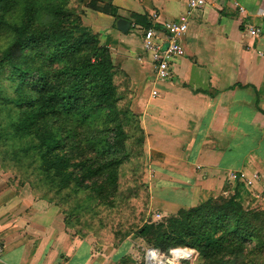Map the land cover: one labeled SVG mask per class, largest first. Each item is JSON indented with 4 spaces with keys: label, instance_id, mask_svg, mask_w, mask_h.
Returning <instances> with one entry per match:
<instances>
[{
    "label": "crops",
    "instance_id": "0c3cea01",
    "mask_svg": "<svg viewBox=\"0 0 264 264\" xmlns=\"http://www.w3.org/2000/svg\"><path fill=\"white\" fill-rule=\"evenodd\" d=\"M111 0L95 12L96 35L123 81L143 134L146 189L158 214L220 196L264 209V0ZM144 17L149 26L137 24ZM186 20L184 54L160 80L144 35ZM129 235L117 245L76 235L49 200L18 191L0 170V264H135Z\"/></svg>",
    "mask_w": 264,
    "mask_h": 264
},
{
    "label": "trees",
    "instance_id": "16d2710c",
    "mask_svg": "<svg viewBox=\"0 0 264 264\" xmlns=\"http://www.w3.org/2000/svg\"><path fill=\"white\" fill-rule=\"evenodd\" d=\"M107 4L106 8H96L95 11L110 14L116 22L122 20L111 2ZM2 20L0 16V24ZM137 24L149 26L144 17H139ZM28 49V64L37 62L36 59L42 61L34 71L21 62ZM57 61L64 62V65L54 72L46 70ZM3 65L23 82L36 81L33 85L37 89L36 98L15 101L18 107L26 108L15 131H39L40 125L49 118H62L74 125L66 135L62 130L51 127L44 135L39 134V142L32 141L44 162L42 170L47 177V188L49 182L52 188L62 193L75 183L78 190L97 193L98 201L111 197L109 187H116L119 183L113 169L122 163L112 154L124 138L121 130L114 133L120 125L112 128L107 137L94 139L96 154L108 161L96 159L90 162L86 159L71 163L73 157L66 153V138L74 134L76 150L80 152L81 142L76 128L87 123L90 115L100 108H107L115 114L116 104L124 98L114 80L115 66L110 53L99 45L98 37L83 32L78 24H65L61 20L55 25L40 27L30 19L18 28L13 44L0 59V66ZM125 113L127 115L128 110ZM136 126L141 132L138 123ZM116 137L119 140L113 142ZM77 168H81L78 173ZM108 170L113 171L109 173ZM101 179L104 181L100 182ZM111 202L109 200L106 204ZM131 234L163 253L179 247L195 249L202 259L200 264H264V210L247 209L236 196L210 199L188 210L182 209L161 222H147ZM250 244H253V249L249 248ZM250 255L254 260L249 259Z\"/></svg>",
    "mask_w": 264,
    "mask_h": 264
},
{
    "label": "rangeland",
    "instance_id": "374dc122",
    "mask_svg": "<svg viewBox=\"0 0 264 264\" xmlns=\"http://www.w3.org/2000/svg\"><path fill=\"white\" fill-rule=\"evenodd\" d=\"M106 1L111 2V0ZM106 1L0 0V16L3 19L0 24V59L13 44L18 28L30 19L33 20L35 26L40 27H49L62 20L65 24H78L80 29H83L85 19H89V16L96 12V8H106L108 5ZM29 51L28 49L22 55L21 62L24 63V67L34 71L38 69L37 67L41 65L42 61L36 59L37 62L28 64L26 56ZM63 65L64 62L57 61L46 67V70L54 72L55 69ZM14 75L6 66H0V170L7 177L9 184L18 191L31 193L38 200H49L65 217V222L69 224L74 234L97 237L98 240L109 245H117L123 242L124 236L129 234L133 240L131 243L134 248L133 254L137 257L135 264H146L147 254L150 255L148 259L155 262L160 261L158 255H153L154 252L160 250L153 249L146 240L131 234L135 233L137 228L142 227L145 223L161 222L170 214L160 215L156 208L151 206V195L146 189L149 181L146 178L144 136L136 126L137 119L131 113L129 114V97L124 90L123 81H116L119 92L124 97L119 100L114 108L116 116L111 114L107 108H100L90 115L87 123L76 128L77 138L81 142L79 153L76 150V138L74 137L76 134L66 138L68 144L66 153L68 157H73L70 159L71 163L86 159L90 162L96 159L105 162L107 159L101 158L94 150V139L107 137L112 128L120 125L114 133L121 130L124 138L119 141L116 149L112 152L115 154V160L122 161L119 166L113 169L117 173L119 183L116 187L114 185L109 187L111 197L98 201L96 200L97 193L78 190L75 188V183H71L63 190L64 193L52 188L53 186L49 182V188H47L45 184L47 177L42 170L44 162L40 158L38 149L33 147L32 141L39 142V134L44 135L51 127L62 130L66 135L67 131L73 130L74 125L62 118H49L40 125L39 131L37 129H32L26 133L15 131L18 119L26 109L25 107H18L15 101L36 98L37 89L33 87L36 83L35 80L23 82L16 73ZM125 110H128L127 115ZM118 137L112 141H118ZM76 171L78 173L81 168H77ZM108 171L109 173L112 172ZM103 181L104 179L100 180V182ZM92 188L94 189V187ZM109 200L112 202L107 205L106 202ZM255 202L253 200L242 205L247 209L264 210L261 205ZM249 248L253 249V244H250ZM174 249L176 248L171 249L168 253L160 252L170 258ZM194 251L196 260L193 264H200V261L202 263L199 253L195 249ZM183 254L188 255L187 252ZM231 259L233 258L231 257ZM249 259L254 260L253 255H250ZM184 261L167 263L189 264V262Z\"/></svg>",
    "mask_w": 264,
    "mask_h": 264
},
{
    "label": "built area",
    "instance_id": "2783aa9c",
    "mask_svg": "<svg viewBox=\"0 0 264 264\" xmlns=\"http://www.w3.org/2000/svg\"><path fill=\"white\" fill-rule=\"evenodd\" d=\"M204 4L205 0H191L189 8L193 10L197 6L202 7ZM261 17L264 18V10L261 13ZM162 30L166 32V40H162L152 30H150L144 35L143 49L145 53L151 56L158 79L167 80L172 77L173 64L184 54V47L181 41L187 31L186 20H183L182 23H166L163 25ZM2 252L3 248L0 246V255ZM184 252H187L188 255L186 256L183 254ZM155 254L158 255L157 257L160 261L155 262L149 260L148 257L150 255L147 254L146 264H168L167 262H177L179 260H185L188 261L189 264H193L196 260L194 249L192 250L188 247H179L174 249L170 258H167L160 251L153 253L154 256H156Z\"/></svg>",
    "mask_w": 264,
    "mask_h": 264
},
{
    "label": "bare ground",
    "instance_id": "6f19581e",
    "mask_svg": "<svg viewBox=\"0 0 264 264\" xmlns=\"http://www.w3.org/2000/svg\"><path fill=\"white\" fill-rule=\"evenodd\" d=\"M149 260H151V259H149ZM159 262V261H158Z\"/></svg>",
    "mask_w": 264,
    "mask_h": 264
}]
</instances>
